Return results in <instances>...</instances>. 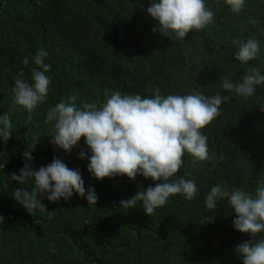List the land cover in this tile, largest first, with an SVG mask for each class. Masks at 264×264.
<instances>
[{"label": "trees", "instance_id": "obj_1", "mask_svg": "<svg viewBox=\"0 0 264 264\" xmlns=\"http://www.w3.org/2000/svg\"><path fill=\"white\" fill-rule=\"evenodd\" d=\"M151 0H0V116L12 123L10 138L0 136V264H243L238 245L251 235L234 229V210L226 200L209 212L204 200L213 186L221 185L255 193L264 181V85L242 98L222 88L224 78L238 83L258 68L264 75V0H245L241 13H233L224 0H205L214 22L203 31H192L182 42L153 32L156 21L147 13ZM255 37L260 43L257 59L243 64L235 60L240 43ZM48 56L51 79L44 103L30 114L15 102L14 81L21 69L30 83L31 59L39 49ZM142 98L193 91L207 97L230 95L220 115L202 130L214 159L197 167L185 153L184 164L171 180L196 182L198 193L188 201L182 194L149 217L143 203L134 209L121 207L153 181L116 176L97 180L88 169L91 151L81 138L70 153L49 142L54 123L46 114L58 103L76 95L75 104L104 103L105 90ZM32 119L29 121L28 116ZM33 137L38 144L30 148ZM31 151L34 159L23 155ZM84 152L85 157L80 158ZM224 159L220 160L219 157ZM58 157L70 169L80 171L85 197L75 193L65 201L38 199L45 211L33 216L17 202L14 191L31 192L34 180L21 185L13 173L25 163L34 170ZM98 197L90 206L87 191ZM55 211L52 219L50 212ZM264 239V232L253 242ZM55 246L56 252L50 249Z\"/></svg>", "mask_w": 264, "mask_h": 264}, {"label": "clouds", "instance_id": "obj_2", "mask_svg": "<svg viewBox=\"0 0 264 264\" xmlns=\"http://www.w3.org/2000/svg\"><path fill=\"white\" fill-rule=\"evenodd\" d=\"M233 13L239 14L245 7V0H224ZM147 13L156 21L152 31L170 37L174 34L184 41L192 31H203L214 22V12L205 5V0H151ZM239 48L235 60L247 64L257 59L260 43L255 37L246 42L234 40ZM48 53L41 48L31 59L24 58L22 63L31 68L30 83L25 79L24 70L15 77V102L31 114L38 104L46 101L50 77L46 75L51 66L45 63ZM264 85V75L258 68L245 74L238 83L224 78L222 88L242 98L254 95L255 87ZM230 95L207 97L193 91L192 94H169L166 97L157 92L154 97L142 98L139 94L122 95L119 91L105 90L104 103H85L82 108L75 104L76 95L68 101L58 103L46 114L45 123H54V134L49 140L55 147L70 153L81 138L91 151L89 172L97 179L127 176L135 180L137 175L153 181H162L155 187L149 186L139 191L129 200L120 201L121 207L134 209L137 202L143 203L144 213L151 217L158 208L166 205L169 198L182 194L188 201L193 200L198 188L191 179L171 180L184 164L185 153L192 157L191 164L197 167L205 161L211 162L214 154L209 153L207 136L202 130L209 126L220 115L221 106L228 102ZM264 110V107H262ZM32 119L31 115L28 120ZM12 123L5 113L0 116V136L7 141L10 138ZM38 144V137H33L30 148ZM23 155L28 161L34 157L31 151ZM80 158L85 157L81 152ZM220 160L224 157L221 155ZM12 181L21 185L34 180L31 192L20 187L15 189L14 198L33 216L35 210L45 211L38 197L47 194V199L57 202L61 198L69 200L74 192L85 197V183L77 169H70L62 159L53 157L47 166L34 170L30 163H25L19 174L11 175ZM86 199L90 206L97 204L98 197L93 188L87 191ZM226 200L235 214L234 229L251 235V241H245L235 249L242 258L243 264H264V239L253 242L257 234L264 232V181L251 193L240 188L216 185L205 197L204 203L209 212L217 209V201ZM55 211L50 212L52 219ZM4 218L0 215V224ZM56 252L55 246L50 249Z\"/></svg>", "mask_w": 264, "mask_h": 264}]
</instances>
